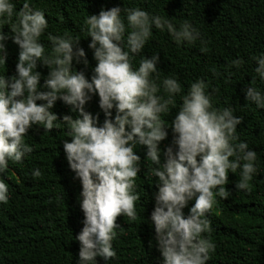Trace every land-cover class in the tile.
<instances>
[{"label": "clouds", "instance_id": "clouds-1", "mask_svg": "<svg viewBox=\"0 0 264 264\" xmlns=\"http://www.w3.org/2000/svg\"><path fill=\"white\" fill-rule=\"evenodd\" d=\"M13 20L10 32L0 30V66L6 63V41L11 39L19 49L15 74L0 75V173L10 161L22 162L32 152L24 140L30 128L53 129L58 117L51 109L60 100L78 116L60 119L70 137L62 141L65 159L81 184L78 203L83 227L75 237L80 245L77 264H97L96 257L106 264L115 258L117 216L136 220V177L141 171V157L134 151L137 144L146 146V156L154 165L151 174L158 181L149 220L162 264H207L215 251V244L204 235L211 231L206 217L214 207V196L229 197L224 186L228 173L237 169L240 181L235 187L249 190V181L258 171L256 152L239 141L237 126L242 117L234 115L231 107L215 108L204 80L190 85L169 125L161 114L169 113L173 97L182 91L180 83L164 78L167 98L157 95L160 86L151 76L157 72L158 54L143 58L135 70L131 66V57L142 51L153 28L167 31L178 45L194 44L200 39L199 31L187 20L177 27L140 8L101 9L85 20L91 38L88 48L96 62L89 79L83 70L72 67L73 61L85 67L89 63L80 39L49 36L52 53L45 54L40 37L48 22L30 0H24L18 11L13 0H0V29ZM252 59L256 77L264 82V54ZM38 62L48 68L42 84ZM243 64L237 58L230 67L239 69ZM93 95L98 96L105 116L102 124L85 110ZM245 100L264 109V92L253 86L246 87ZM169 127L172 140L162 150ZM31 175L39 178L41 171L34 169ZM8 198V185L0 179V203ZM190 201L194 203L188 207Z\"/></svg>", "mask_w": 264, "mask_h": 264}, {"label": "trees", "instance_id": "trees-1", "mask_svg": "<svg viewBox=\"0 0 264 264\" xmlns=\"http://www.w3.org/2000/svg\"><path fill=\"white\" fill-rule=\"evenodd\" d=\"M24 0H13L18 11ZM34 8L45 13L48 28L40 37L45 54L51 55L49 36H71L79 40L88 66L73 61V71L83 70L91 77L95 66L91 40L87 37L85 20L119 6L121 9L140 8L152 15L162 16L177 27L185 20L200 33L194 44L180 45L167 31L152 29V36L139 54L131 57L133 70L145 57L159 55L157 72L151 79L160 86L157 95L167 98L162 87L164 78L173 77L181 85V93L173 97L168 114L161 118L171 124L182 103V96L197 79L208 84L215 108L231 107L234 115L242 117L237 126L239 141L247 142L256 152L257 174L249 181V190L237 189L240 170L228 173L224 186L227 199L214 196L215 204L208 213L211 231L205 237L215 244L207 264H264V109L245 100V90L253 86L264 92V82L256 77L254 56L264 54V0H30ZM125 13L122 11L121 16ZM14 22H5L2 31L10 32ZM127 31H131L128 29ZM6 63L0 66V75L15 74L18 46L6 41ZM240 58L242 67H230ZM213 69L215 72H213ZM40 83L47 78L48 68L37 65ZM37 103H40L37 101ZM58 117L51 131L36 125L24 137L32 152L22 162H9L0 173L9 190L7 203H0V264H77L79 241L75 239L83 227V213L79 207L81 184L65 159L62 141L70 139L67 125L60 120L70 113L68 106L57 100L51 109ZM85 110L102 124L105 116L93 95ZM113 116L115 110L113 109ZM127 130V126H126ZM160 144L163 150L172 140ZM134 151L141 157V171L136 177V220L117 216V236L112 242L116 257L106 264H162L154 226L149 217L154 209V194L158 191L157 178L151 174L152 162L146 156V146L137 144ZM199 159V157H197ZM41 171L39 178L31 173ZM194 201H190L188 207ZM188 207L183 209L185 215ZM97 264H105L96 257Z\"/></svg>", "mask_w": 264, "mask_h": 264}]
</instances>
